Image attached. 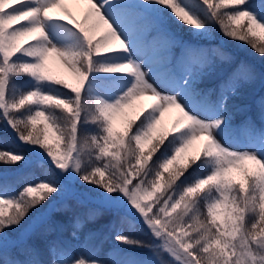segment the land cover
<instances>
[{
    "label": "snow or ice",
    "instance_id": "1",
    "mask_svg": "<svg viewBox=\"0 0 264 264\" xmlns=\"http://www.w3.org/2000/svg\"><path fill=\"white\" fill-rule=\"evenodd\" d=\"M78 2L88 5L82 19L64 6V0H0V122H6L20 141L44 147L51 158L45 179L26 182L11 198L0 199V264H151L139 250L153 252V245L124 230L128 220L119 212L121 196L154 237L163 240V249L176 264H264V159L259 158L264 152V91L259 90L264 88V69L237 59L222 46L176 39L145 12L166 6L180 22L202 29L207 20L193 7L194 0ZM247 3L203 0L228 38L247 41L264 54V43L249 39L256 28L264 29V20L241 8ZM58 8L64 15H52ZM109 9L122 17L142 57L175 95L158 91L134 61L105 64L95 59L128 51V43L106 15ZM245 17L250 23L239 31ZM52 20L77 29L87 48L52 45L46 33ZM50 58L62 61L76 83L52 75ZM93 72L131 74L135 83L113 103L88 101L82 93ZM25 76L36 81L32 90L23 91L18 84L17 78ZM44 86L75 95L65 98ZM246 87L257 89L251 103L239 99ZM188 95L198 99L203 118L179 102L178 97ZM145 96L156 103L142 107L118 131L116 117ZM170 109L179 113L172 132L157 135ZM85 114L100 125V131L87 138L80 128ZM49 118L51 125L45 123L43 132L36 134L37 123ZM53 125L61 133L57 143L65 141L63 152L48 143ZM228 127L245 132L256 151L239 152L223 143L217 130L223 134ZM198 140L205 143L188 157L189 167L181 159ZM146 145H151L147 152ZM169 150L172 154L161 159ZM26 161L24 153L0 150V164L20 168ZM249 161L258 172L245 167ZM209 163L213 169L203 175ZM173 165L176 170L170 172ZM235 169L243 171V179L233 178ZM7 180L0 172V181ZM5 204L13 209L6 217ZM56 214L66 215L67 221L55 219ZM106 216L110 219L101 222ZM72 220L81 230L72 237L94 245L93 257L70 254L63 233ZM109 238L116 243L106 247Z\"/></svg>",
    "mask_w": 264,
    "mask_h": 264
},
{
    "label": "rangeland",
    "instance_id": "2",
    "mask_svg": "<svg viewBox=\"0 0 264 264\" xmlns=\"http://www.w3.org/2000/svg\"><path fill=\"white\" fill-rule=\"evenodd\" d=\"M98 2L103 3L104 0H98ZM261 4H264V0H248V3L246 5H242L241 8L254 11L262 20H264V9H261ZM64 6L67 7L78 19H82L83 14L88 8V5L78 2V0H64ZM164 7L166 6L161 5L160 7L148 8L145 10L146 15L152 20H154L161 28L173 35L176 39L189 43H195L199 41L205 44L222 46L225 50H228L230 54L235 55L237 59H243L248 63L253 64L239 53L240 47H246L244 41H240L236 38H228L223 33L219 23L211 17V12L207 9V6L203 5V0H199V3H195V0L193 2V7L197 10V13L202 18L207 20L205 28L202 29L190 28L192 27L191 25L180 22L178 20V17H175V13H172L170 9L166 10ZM229 7L240 6L237 5ZM52 15L60 16L64 15V13L62 9L58 8L53 11ZM106 15L108 16L110 21L113 22L114 27H116L117 30L122 34V38H124L126 43H128V51L112 54L104 58L95 59L98 62L105 64L126 63L134 61L140 66V70L146 73L145 78L149 79V82H152L154 84V87H156L158 91L162 92L165 95H175V92L171 90L170 85L166 81H162L158 76L155 75L151 66V62H146L145 58L142 57V54L140 53L135 43V39L133 35L130 34L122 17L114 13L110 9L106 11ZM249 23L250 22L247 17L243 18L239 24L241 25V27L239 26V28H241V31H246ZM239 28L238 30H240ZM46 33L51 44L62 49L83 51L87 48L86 41L84 40L82 34L79 33V31L73 26L65 22L58 20H52L47 22ZM252 37H255L259 40H264V29L256 28L255 35ZM213 40L221 41V43H217ZM48 68L50 73L56 76L57 78L65 79L72 84L76 83V77L67 68V66L64 65L62 61H59L56 58H50ZM17 79L18 84L23 85V91L32 90L36 86V81L31 77L25 76L18 77ZM134 83L135 77L131 74L93 72L89 77L87 86L84 89L82 96L88 101H93L95 98H100L106 100L109 103H113L121 96H123L124 93L128 90V88H130ZM44 87L45 90L49 92L58 91L65 98L70 99L75 95L74 93H71L69 90L64 88H55L51 86ZM259 90L264 91V88H261ZM256 91L257 89L255 88L246 87L242 90V95L239 99L244 102L251 103L254 100ZM178 99L179 102L185 107V109L190 112V114L200 115L201 118H203L204 114L201 105L195 96L188 95L178 97ZM154 103H156V101L151 100L148 96L142 97L140 100L136 101L132 108L125 110V115H120L116 117L115 123L117 130L122 131L125 127L127 120L129 118L134 117L135 114L139 112L142 107H148ZM178 114L179 113L177 109H170L169 112L165 113L162 119L161 124L163 123L167 130L169 129L170 133L172 132V126ZM57 115H61L59 110H57ZM45 123L51 125V119L49 118L47 121L41 120L37 123V134L43 132ZM236 123H238V121ZM80 128L83 133V138H87L88 136L96 134L100 131L99 123H92L88 114L81 116ZM217 135L223 143H225L227 146L231 147L236 151H248L250 153L256 151V148L249 143L248 135L238 128H236L235 130H233V128L231 127L225 128L223 134L220 133V130H217ZM60 136L61 133L57 131L56 126L53 125L49 130L48 143L52 146L54 151L59 150L60 152H63L65 141L61 139L59 143H57V138ZM179 142L180 140L178 138L177 143ZM204 143V140H198L195 142V144L191 148L193 150V155H196L197 151L201 148ZM0 150H6L11 153H24L27 157V161L24 162L23 166L20 168L11 167L4 164L0 165V172H2L3 175L8 178L7 183L0 181V199L6 200L8 198H11L19 191L21 186L26 182H36L46 178V169L49 166L48 163H51V158L48 157L47 150L42 146H34L20 141L16 132L13 131L11 127L7 125L6 122L4 125L2 122H0ZM85 151L91 150L86 149ZM171 154L172 151L169 150L168 153L162 158L167 159ZM259 158L264 159V152L259 153ZM181 160L187 161V157L183 155ZM32 161H35L36 166L34 168L37 167V173L30 176V171L21 172ZM104 162L106 163L107 161ZM252 164L253 163L249 161L245 165V167L250 172H256ZM212 169L213 164L211 166L207 164L203 169L202 174H210ZM12 174H16V177H11ZM199 174L200 173H197L196 175ZM73 175H76L74 171ZM232 176L236 180H241L243 179V171L240 169H235L233 170ZM81 183L83 182L81 181ZM117 204L119 210H121V214L127 217L128 222L133 221L134 224H138V228L140 229V231H142L141 235L147 239L149 238L147 243H151L153 245V248L155 249V251L153 252L149 250H139L142 254H146L150 257L151 264H176V262L173 261L174 258L171 257L170 254H168L163 249V240L155 238L152 231L148 228L145 223H138L135 221L136 218L140 215L128 202L127 198L121 196L120 199L117 201ZM9 208L10 206H8L7 204L3 205V213L6 212L11 215L13 209L12 211H10ZM58 217L67 216L62 214H56L55 219L61 222H66L68 219L67 217L64 220H60ZM108 219H110L109 216L103 217L101 222H106ZM72 223H74L76 226L75 220H72L71 223H69L66 231L63 233V239L69 242V244L71 245L70 254L83 257H93L96 254L95 246L92 244L82 245L79 242H76L72 237L73 231L70 228ZM143 232L145 234H143ZM110 242V238L109 240L105 241L106 247L110 246ZM111 243L116 242L112 241ZM79 245H81L84 250H82Z\"/></svg>",
    "mask_w": 264,
    "mask_h": 264
},
{
    "label": "trees",
    "instance_id": "3",
    "mask_svg": "<svg viewBox=\"0 0 264 264\" xmlns=\"http://www.w3.org/2000/svg\"><path fill=\"white\" fill-rule=\"evenodd\" d=\"M240 27H241V25H239ZM240 30L239 31H241V28H239ZM244 31V30H243ZM249 39H251V40H255L258 44L259 43H264V40H259V39H257V38H255V37H252V35H249ZM213 41H215V42H217V43H221V41H217V40H213ZM244 44L246 45V47H240V51H239V53L243 56V57H245L247 60H249L250 62H252L258 69L259 68H261V69H264V54H260V53H258L255 49H253L248 43H247V41H244ZM161 132H168V133H170L169 132V129L167 130V128L165 127V125L162 123V124H160L159 126H158V131H157V135H159ZM36 134H37V125H36ZM171 134V133H170ZM51 140V139H50ZM155 143V141H153V144ZM151 147V145H146V147H145V151L147 152L148 150H149V148ZM147 148V149H146ZM185 155V157H187V161H184V160H181V162H187V163H189V167L191 166L190 165V161L188 160V157H191V156H194L193 155V150L190 148L189 150H188V152L187 153H185L184 154ZM153 159H155V155H154V158ZM161 159H163V158H161ZM149 163H151V161L149 162ZM50 163H48V165H49ZM0 165H3V164H0ZM36 166V164H35V161H32L28 166H26L21 172H28V171H30L29 173H30V176L31 175H33V174H36L37 173V167L36 168H34ZM176 170V165H173L172 166V168L170 169V172L171 171H175ZM167 175L168 174H166V177H167ZM10 176V175H9ZM11 177H16V174H12L11 175ZM183 177H181V179H182ZM32 182H35V181H32ZM8 192H11V191H8ZM9 210L10 211H12V208L10 207L9 208ZM205 210H206V206H205ZM6 215H9V213H4V216L6 217ZM60 220H64L65 218H67V217H58ZM141 220V218L139 217L136 221L137 222H139V223H144V221H140ZM131 225V223L130 222H128L127 224H126V226L127 227H129ZM136 225V224H135ZM71 230L72 231H80V229H78L76 226H75V224L74 223H72V225H71ZM134 230H138L137 231V233H135L133 236L135 237V238H137V239H140V240H143V241H145L146 242V240H147V238H145L144 236H142L141 234H142V231H140V229L138 228V224L136 225V228L134 229ZM143 234H145L144 232H143ZM149 237V236H148ZM149 239V238H148ZM81 248H82V250H84L83 249V247L81 246V245H79Z\"/></svg>",
    "mask_w": 264,
    "mask_h": 264
},
{
    "label": "bare ground",
    "instance_id": "4",
    "mask_svg": "<svg viewBox=\"0 0 264 264\" xmlns=\"http://www.w3.org/2000/svg\"><path fill=\"white\" fill-rule=\"evenodd\" d=\"M81 231V230H80ZM147 243V242H146Z\"/></svg>",
    "mask_w": 264,
    "mask_h": 264
}]
</instances>
